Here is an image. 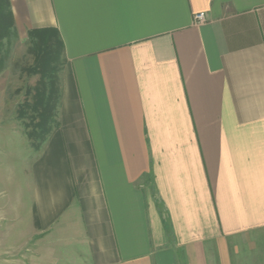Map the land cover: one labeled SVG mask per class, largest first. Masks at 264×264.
Listing matches in <instances>:
<instances>
[{
	"label": "crops",
	"instance_id": "obj_1",
	"mask_svg": "<svg viewBox=\"0 0 264 264\" xmlns=\"http://www.w3.org/2000/svg\"><path fill=\"white\" fill-rule=\"evenodd\" d=\"M11 4L65 63L34 243L0 213V262L264 264V0Z\"/></svg>",
	"mask_w": 264,
	"mask_h": 264
},
{
	"label": "rangeland",
	"instance_id": "obj_2",
	"mask_svg": "<svg viewBox=\"0 0 264 264\" xmlns=\"http://www.w3.org/2000/svg\"><path fill=\"white\" fill-rule=\"evenodd\" d=\"M37 40L29 34L19 35L16 31L5 45V62L0 68V213L11 215L13 253L34 243L27 241L36 222L32 168L46 142L42 143V140H47L56 126H50L48 122L41 134L37 127L39 117L30 106L42 94L48 96L53 88L52 115L57 122L61 101V70L65 60L63 49L56 41H51L50 47L42 50L41 45H34L33 42ZM48 56L49 62L45 63ZM38 146L40 149H37ZM8 222L7 218L0 220L1 234L8 232ZM9 244L7 239L6 246ZM32 261L26 264H32Z\"/></svg>",
	"mask_w": 264,
	"mask_h": 264
},
{
	"label": "trees",
	"instance_id": "obj_3",
	"mask_svg": "<svg viewBox=\"0 0 264 264\" xmlns=\"http://www.w3.org/2000/svg\"><path fill=\"white\" fill-rule=\"evenodd\" d=\"M16 34V28H15V17L12 10V4L11 0H0V68L3 67V63L5 62L6 52H5V45L9 43L11 37ZM29 36H31L33 39H38L37 41L33 42L34 45L37 47L41 45V49L45 50L48 47H50L51 41L57 42L63 49L64 52V46L62 41L59 38V35L56 30L54 29H40V30H34L29 32ZM51 36H54L52 39ZM51 38V39H50ZM48 42V43H47ZM48 44V45H47ZM41 49L38 51L42 52ZM38 54L40 55V53ZM46 57V61L49 62ZM65 63V60L63 64ZM53 87V86H52ZM55 93V90L51 88L49 91L48 96L41 95V98L35 102L32 106L33 112H36L37 116L39 117V123L37 124L38 130L40 133L44 132L46 129V125L50 123L57 125V122L54 121V117L52 115V111L54 109V106L52 105V98ZM48 97V99H47ZM51 113V114H50ZM49 122V123H48ZM48 128V132H51V128ZM41 133V134H42ZM47 141L46 139L42 140V143ZM37 149H40V146H38Z\"/></svg>",
	"mask_w": 264,
	"mask_h": 264
},
{
	"label": "built area",
	"instance_id": "obj_4",
	"mask_svg": "<svg viewBox=\"0 0 264 264\" xmlns=\"http://www.w3.org/2000/svg\"><path fill=\"white\" fill-rule=\"evenodd\" d=\"M195 21L199 24L204 23L206 21L204 13H200V14L196 15Z\"/></svg>",
	"mask_w": 264,
	"mask_h": 264
}]
</instances>
